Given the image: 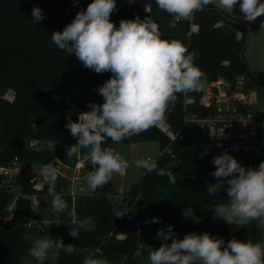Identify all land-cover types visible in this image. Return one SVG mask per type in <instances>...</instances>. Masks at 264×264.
<instances>
[{
    "label": "trees",
    "instance_id": "trees-1",
    "mask_svg": "<svg viewBox=\"0 0 264 264\" xmlns=\"http://www.w3.org/2000/svg\"><path fill=\"white\" fill-rule=\"evenodd\" d=\"M91 2L0 0V166L9 165L17 156L22 164L17 177L14 216L9 224H4L2 219L14 194L0 176V264H20L22 256L31 257L29 249L33 244L25 239L30 234L51 233L65 245H75L77 251L73 253L58 250L57 264H83L86 256L107 261L123 258L124 264H144L152 249L170 244L175 238L183 239L189 233L207 232L223 239L225 246L233 238L264 246V225L258 228L257 221L242 225L210 223L206 219L197 224L182 221L185 209H210L228 203L226 185L214 195L207 194V186L217 183V178L210 175L216 170L214 157L227 152L246 169H258L264 162V112L252 106L236 105L239 113L250 115L257 122L255 136L239 152L231 148V142L210 141L207 128L187 122L188 117L205 119L216 114L213 105L200 104L203 90L177 94L164 119L173 138L155 126L121 142L157 143L160 155L154 161L160 168L168 166L172 172L158 176L156 171L143 169V176L128 192L135 199L129 215H117L111 201L116 194L111 183L100 187L98 192L72 197L65 193L70 181L58 173L55 191L68 208L56 214L58 223L49 231L44 228L43 223L53 215L54 208L48 182L41 190L35 189L34 167L49 163L56 167L58 162L71 167L79 161L67 156V150L78 142L66 127L68 117L76 122L81 112L91 110L90 104H102L104 99L98 89L112 77L110 71L97 74L82 64L71 80L65 108L50 93L60 80L66 57V52L52 42L51 35L63 31ZM34 7H39L45 16L37 25L31 22ZM116 9L110 19L117 28L122 19L149 17L159 25L163 39L182 41L189 52L195 53L194 64L205 73L203 80L208 84L223 80L231 89L238 88L245 94H264V79L244 59L246 27L214 4L196 12L191 20H180L174 29L169 27L173 17L160 10L156 0H116ZM192 25L198 27L196 33L191 31ZM9 90L15 93L13 101L4 98ZM186 97L193 102L185 104ZM117 145L106 139L102 147L117 149ZM205 150L207 154L202 155ZM85 168H91L90 161L85 162ZM34 195L40 200L37 207L32 205ZM89 217L94 228L81 230L78 238L69 234L75 226L74 220ZM153 218H158L159 223H154ZM169 225L173 236L168 241L158 238L156 233ZM141 246L140 257H134L133 253Z\"/></svg>",
    "mask_w": 264,
    "mask_h": 264
},
{
    "label": "clouds",
    "instance_id": "clouds-1",
    "mask_svg": "<svg viewBox=\"0 0 264 264\" xmlns=\"http://www.w3.org/2000/svg\"><path fill=\"white\" fill-rule=\"evenodd\" d=\"M213 3L233 12L238 0H156L158 8L173 17L169 23L173 29L180 20H191L196 12ZM239 6L245 21L254 22L264 15L261 0H242ZM116 10V0H92L86 11L78 12L63 31L51 35L59 50L74 53L86 68L97 74L112 73L98 89L104 102L90 104L91 110L81 112L76 122L68 117L66 127L78 140L67 150L68 158L90 161L93 166L85 177L87 186L80 188L81 194L95 192L114 174L123 175L129 167L128 161L115 148L102 147L106 139L119 144L139 136L165 119L178 93L202 91L204 87L205 73L194 64L195 53L189 52L182 41L163 39L159 25L149 17L122 19L117 28L110 19ZM32 17L34 25L45 19L39 7L32 9ZM260 27L264 29V22ZM82 150L86 151L82 153ZM206 154L207 150L202 155ZM212 163L216 170L210 175L217 178V183L207 186V194L214 195L226 185L228 196L227 204L213 209L214 219H223L230 225L251 221H257L258 228L264 225V162L258 169H246L224 152L214 157ZM136 166L147 172L156 171L158 176L172 173L168 166L160 168L151 158L138 160ZM40 175L48 182L54 210L66 211V201L55 191L58 168L49 163L41 169ZM228 177L232 178L223 179ZM153 222L159 223L158 218H153ZM73 223L75 226L70 228L69 234L77 238L81 230L95 227L90 217ZM156 236L168 241L173 236L172 226L159 230ZM53 248L67 253L77 251L75 245H65L62 239L43 238L33 243L29 255L42 264ZM141 250L142 246L133 256L140 257ZM148 261L149 264H264V246L235 238L225 246L223 239L207 232L189 233L183 239L175 238L170 244L152 249ZM83 264H108V261L86 256Z\"/></svg>",
    "mask_w": 264,
    "mask_h": 264
},
{
    "label": "rangeland",
    "instance_id": "rangeland-1",
    "mask_svg": "<svg viewBox=\"0 0 264 264\" xmlns=\"http://www.w3.org/2000/svg\"><path fill=\"white\" fill-rule=\"evenodd\" d=\"M242 0H238V3L234 6L233 12H228L227 10L222 9L216 3H213L218 9L222 10L229 14L235 20L240 21L247 29V47L244 54V59L246 63L250 66L253 72H256L262 79H264V29H261L260 25L264 22V15L258 17L254 22H248L243 19V13L240 10V3ZM264 2V0H261ZM241 35L239 34V38ZM204 85L203 91L207 92L209 89V84L205 80H202ZM222 85V84H221ZM219 85V89L227 94L232 92L231 89L228 87L226 88L225 85ZM230 89V90H229ZM229 90V91H227ZM254 99H252V103L250 106L254 107L258 111L264 112V94L253 92ZM6 98L7 97L6 95ZM216 105V109H220L223 113H227L232 110L233 102L229 97L222 99L219 104L214 103V107ZM37 144V143H34ZM130 143H120L117 145V151L120 152L125 159L128 161L129 167L126 169L123 175L114 174L112 179L109 181L111 182L113 189L115 190V196L111 197V201L114 203L117 209V215L119 217H124L130 214V207L134 204L135 199L128 195L130 187L139 182L141 177L143 176V168H139L136 166V162L138 160L148 159L156 160L160 155V147L157 143L154 142H147V143H138L140 146L135 149H130ZM53 147V146H51ZM60 164V162H58ZM53 164V163H51ZM45 165H36L34 167V174L32 182L35 184L36 187L40 188V186H44L47 181L40 175L41 169ZM54 166V165H53ZM68 170H72L74 166L68 167L63 166V168ZM68 170L64 171V177H68L69 179L70 174L72 175V171L68 174ZM89 173V169H82L78 174V181L76 184H83L86 187L85 177ZM42 188V187H41ZM14 194V189L12 190ZM90 191L88 194H91ZM14 199V197H13ZM215 208V207H214ZM214 208L210 209H185L182 212L181 218L184 223H192L197 224L201 223L205 219L210 223H222L228 224L223 219H214ZM58 223V218L56 213L46 218L44 221V228L46 230H50L52 226ZM49 238V239H58L57 236L54 234H30L25 236V239L30 243H34L38 239ZM58 258V250L53 248L48 251V254L42 264H57ZM20 264H41L40 261H37L35 258L22 256L20 259ZM108 264H124L123 258H116L112 261H108ZM144 264H149V261H144Z\"/></svg>",
    "mask_w": 264,
    "mask_h": 264
},
{
    "label": "built area",
    "instance_id": "built-area-1",
    "mask_svg": "<svg viewBox=\"0 0 264 264\" xmlns=\"http://www.w3.org/2000/svg\"><path fill=\"white\" fill-rule=\"evenodd\" d=\"M191 31L196 33L198 31V27L192 25ZM221 84L225 85L226 88H230V86L226 85L223 80H219L215 83L209 84V89L207 90V92L204 91V94L200 99V104L204 107H210L214 105V103L219 104L222 99L230 96L233 102L232 110L227 113H223L220 109L217 108L216 114H214L213 116L207 117L205 119L188 117L187 122L195 123L202 128H207L210 141L231 142V148L236 152H239L240 150L244 149L245 145L250 142V140L255 136L257 132V122L252 116H245L242 113H239L236 105L241 104L243 106H250V103H252V99H254V95L253 92L245 94L238 88H230L232 92H229V94H227L219 89V85ZM186 94L187 92L185 93V95ZM6 95L9 98H6ZM14 97L15 93L13 91L7 92L4 96V98L9 101H13ZM192 102L193 100L191 98H185V104H190ZM161 123H164L167 126L166 130H163L160 127ZM161 123L158 124L157 127L161 131L168 133L169 136L173 138L172 134L169 132L168 124L164 120ZM85 162L86 161H84L83 159L79 160L72 169V176L68 179L70 181V185L65 193L71 195L72 197L81 194L80 188L83 186V184H76V181H78L79 172L85 168ZM21 170V158L18 156L15 157L9 165L0 166V176L3 178V183L10 186L11 193H13L12 190L14 189V199L2 219L4 224H9L14 216L15 203L17 199V177ZM35 189L41 190L36 186ZM31 201L33 207H37L40 204V200L36 195L31 198ZM54 213L58 214V212L55 210Z\"/></svg>",
    "mask_w": 264,
    "mask_h": 264
},
{
    "label": "water",
    "instance_id": "water-1",
    "mask_svg": "<svg viewBox=\"0 0 264 264\" xmlns=\"http://www.w3.org/2000/svg\"><path fill=\"white\" fill-rule=\"evenodd\" d=\"M82 64L83 63L78 60V58L74 53L72 54L66 53V57L64 60V68L60 76V80L58 84L50 90V93L58 98L61 108H65L66 97L70 91L71 80L75 75L77 68ZM224 83L230 86V84L227 81H224ZM92 170H93V166H91L89 172H91ZM99 189L100 188H98L96 192H98Z\"/></svg>",
    "mask_w": 264,
    "mask_h": 264
},
{
    "label": "crops",
    "instance_id": "crops-1",
    "mask_svg": "<svg viewBox=\"0 0 264 264\" xmlns=\"http://www.w3.org/2000/svg\"><path fill=\"white\" fill-rule=\"evenodd\" d=\"M9 91H10V90H9ZM9 91H8V92H9ZM119 144H120V143H119ZM129 145H130V146H129L130 149H135V148H138V147L140 146L138 143H130ZM56 168H58V173H60V175H62V174L64 175V174H65L64 171H65V170H68V169H65V167L63 168V166L61 165V163H60V164L58 163V164L56 165ZM68 171H69V172H68V174H69L70 171H72V170H68ZM63 175H62V176H63ZM71 176H72V175L70 174L69 177H71ZM63 177H64V176H63ZM66 178H68V177H66ZM108 183H111V182H108ZM43 185H44V184H43ZM41 187L43 188V186H40L39 189H42Z\"/></svg>",
    "mask_w": 264,
    "mask_h": 264
},
{
    "label": "bare ground",
    "instance_id": "bare-ground-1",
    "mask_svg": "<svg viewBox=\"0 0 264 264\" xmlns=\"http://www.w3.org/2000/svg\"><path fill=\"white\" fill-rule=\"evenodd\" d=\"M160 127L163 129V130H166L167 126L164 124V123H161L160 124Z\"/></svg>",
    "mask_w": 264,
    "mask_h": 264
}]
</instances>
